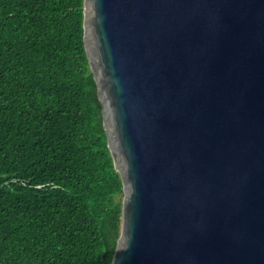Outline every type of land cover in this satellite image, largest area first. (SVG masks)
Listing matches in <instances>:
<instances>
[{
  "label": "water",
  "instance_id": "water-1",
  "mask_svg": "<svg viewBox=\"0 0 264 264\" xmlns=\"http://www.w3.org/2000/svg\"><path fill=\"white\" fill-rule=\"evenodd\" d=\"M123 181L112 264H264V0H84Z\"/></svg>",
  "mask_w": 264,
  "mask_h": 264
},
{
  "label": "trees",
  "instance_id": "trees-1",
  "mask_svg": "<svg viewBox=\"0 0 264 264\" xmlns=\"http://www.w3.org/2000/svg\"><path fill=\"white\" fill-rule=\"evenodd\" d=\"M84 0H0V264H112L123 181Z\"/></svg>",
  "mask_w": 264,
  "mask_h": 264
},
{
  "label": "rangeland",
  "instance_id": "rangeland-1",
  "mask_svg": "<svg viewBox=\"0 0 264 264\" xmlns=\"http://www.w3.org/2000/svg\"><path fill=\"white\" fill-rule=\"evenodd\" d=\"M124 194H122V197H123Z\"/></svg>",
  "mask_w": 264,
  "mask_h": 264
}]
</instances>
